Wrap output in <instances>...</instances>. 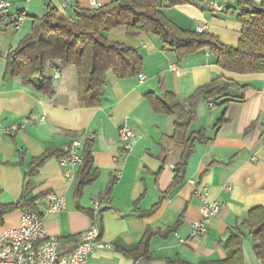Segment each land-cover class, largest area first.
<instances>
[{"label":"crops","instance_id":"1","mask_svg":"<svg viewBox=\"0 0 264 264\" xmlns=\"http://www.w3.org/2000/svg\"><path fill=\"white\" fill-rule=\"evenodd\" d=\"M2 1L11 5L10 14L27 16L23 26L28 27L27 34L31 32L32 19L43 17L50 6L69 17L77 9L96 8L90 0ZM114 1L95 0L98 7ZM162 11L183 30L211 33L230 46H237L241 38L243 28L235 18L223 12L213 13L210 6L197 0ZM15 35L9 24L0 26V208L17 204L25 194L40 197L36 212L43 217L47 235L58 241V251L63 255L73 252L83 233L96 223L101 239L88 264H137L135 252L148 233L153 235L146 256L141 259L144 264L226 260L228 251L223 243L231 230L250 211L264 207V74L227 72L215 64L208 49L181 58L153 35L131 37L127 27L121 25L105 33V37L137 51L144 77L141 80L138 74L121 80L109 71L101 106L88 108L79 100L75 68L64 69L59 63L47 66L52 95L24 85L20 77H6V54L15 48ZM55 71L60 77L54 76ZM217 77L250 89L244 101L240 100V93L233 92L224 100L199 102L197 120L190 132L204 130L208 142L195 145L185 179L170 189L182 154V149L170 140L176 117L155 113L146 95L171 92L184 102ZM31 115L35 116L34 121H29ZM223 115L227 122L217 130L215 126ZM253 124L254 129L246 134ZM122 126H128L134 138L119 164L115 159L124 144L119 136ZM12 127L19 130L13 131ZM74 140L84 144L92 140L93 171L98 173L79 200L75 193L82 167L75 168L69 179L65 175L67 168L56 157L48 159L36 177L26 183L35 160L48 152L63 150ZM115 178L117 181L111 186ZM197 189L205 190L210 201L221 205V211L207 234L192 237V225L201 220L202 202L196 196ZM49 193L65 197L62 212L48 211L45 197ZM96 201L102 208L101 215L94 219L91 212ZM157 206L158 210L149 214ZM22 212L17 210L3 217L0 236L19 227ZM253 248L252 238L244 232L243 264H262Z\"/></svg>","mask_w":264,"mask_h":264},{"label":"trees","instance_id":"2","mask_svg":"<svg viewBox=\"0 0 264 264\" xmlns=\"http://www.w3.org/2000/svg\"><path fill=\"white\" fill-rule=\"evenodd\" d=\"M197 1L201 5L210 6L212 11L213 0ZM222 1L226 4L222 12L235 18L243 28L237 46L224 44L219 37L208 32L183 30L162 11L164 8L188 5L191 0H116L98 8L77 9L73 17L50 6L43 17L32 19L31 32L16 48L7 52L5 76L20 77L24 85L52 95V78L46 75L47 66L59 63L64 69L75 68L79 78L80 102L88 108H99L105 96L109 71H113L121 80L132 78L141 72L142 59L135 49L110 42L105 37V33L121 25L127 27L128 35L131 37L153 35L165 48L178 52L181 58L208 49L215 64L227 72L240 75L264 74V0ZM229 3L233 5L230 6ZM1 57L0 51V59ZM249 89V86H241L231 79L217 77L199 87L184 102L171 92L160 96L154 93L146 95L155 113L176 117L174 133L170 140L182 149V154L176 165L170 189L177 187L185 179L195 145L208 142L204 130L190 132L191 126L197 120L199 102L224 100L231 97L233 92L240 93V100L244 101ZM226 122L223 115L217 121L216 129L220 130ZM255 125L253 124L246 134L250 133ZM64 155L62 150L48 152L35 160L26 183L36 177L38 169L48 159L53 157L59 159ZM97 177L98 173L93 171L92 140H87L84 144V164L76 185L77 200L82 197L83 190ZM116 181L117 178L113 180L111 186ZM39 198H30L25 194L17 204L2 206L0 223L3 217L11 212L26 209L36 211V202ZM158 208L155 207L149 214L156 212ZM244 232L252 238L254 253L264 264V207L250 211L244 221L231 230L229 239L223 243L228 251L226 260L201 264H243ZM151 235L153 234L146 235L140 248L135 252L137 261L146 256Z\"/></svg>","mask_w":264,"mask_h":264},{"label":"built area","instance_id":"3","mask_svg":"<svg viewBox=\"0 0 264 264\" xmlns=\"http://www.w3.org/2000/svg\"><path fill=\"white\" fill-rule=\"evenodd\" d=\"M261 1V0H257ZM92 7H98L95 0H90ZM11 5L5 1L0 3V26L9 24L17 33L20 32L27 22L25 14H10ZM214 13H221L226 4H219L216 0L211 3ZM177 74L179 72L176 71ZM54 76L60 77L59 71H55ZM143 75L139 78L142 80ZM211 107L212 104H211ZM35 116L31 115L29 121H34ZM45 122V118L40 119ZM13 131H18V127H12ZM2 127L0 123V143L2 137ZM119 136L124 143L120 154L116 157V162H123L127 152L131 149L134 138L133 131L128 126L119 129ZM65 155L59 158L60 164L67 168L65 173L67 178H71L72 171L84 164V143L81 140H74L62 150ZM196 196L201 200V220L192 225L191 236L199 237L208 233L209 226L221 211V205L209 200L205 190L197 189ZM50 213L62 212L66 207V199L55 193H49L45 197ZM101 203L93 202L92 215L97 219L101 215ZM101 239V230L94 223L82 235L79 246L69 254H60L58 251V241L47 235L44 227L43 217L32 209L22 212L21 223L18 228L5 231L0 236V264H88L89 257L95 246ZM137 264H144L141 260Z\"/></svg>","mask_w":264,"mask_h":264},{"label":"rangeland","instance_id":"4","mask_svg":"<svg viewBox=\"0 0 264 264\" xmlns=\"http://www.w3.org/2000/svg\"><path fill=\"white\" fill-rule=\"evenodd\" d=\"M27 29L28 27H26L25 29L23 28V30L17 32L15 37H13V42L16 43L15 48L18 46L20 41L27 35Z\"/></svg>","mask_w":264,"mask_h":264}]
</instances>
